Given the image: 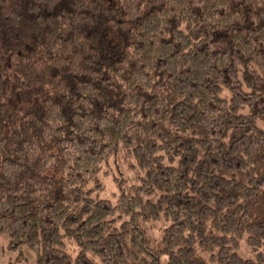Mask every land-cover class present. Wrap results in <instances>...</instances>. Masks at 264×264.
Masks as SVG:
<instances>
[{
  "label": "trees",
  "instance_id": "trees-1",
  "mask_svg": "<svg viewBox=\"0 0 264 264\" xmlns=\"http://www.w3.org/2000/svg\"><path fill=\"white\" fill-rule=\"evenodd\" d=\"M1 234L36 264H264V0H0Z\"/></svg>",
  "mask_w": 264,
  "mask_h": 264
},
{
  "label": "rangeland",
  "instance_id": "rangeland-1",
  "mask_svg": "<svg viewBox=\"0 0 264 264\" xmlns=\"http://www.w3.org/2000/svg\"><path fill=\"white\" fill-rule=\"evenodd\" d=\"M8 241L6 234L0 235V264H36L32 250L29 248H24L21 252L9 250Z\"/></svg>",
  "mask_w": 264,
  "mask_h": 264
}]
</instances>
